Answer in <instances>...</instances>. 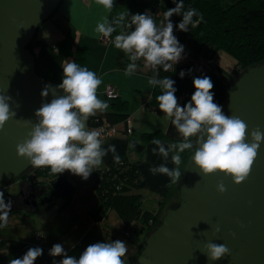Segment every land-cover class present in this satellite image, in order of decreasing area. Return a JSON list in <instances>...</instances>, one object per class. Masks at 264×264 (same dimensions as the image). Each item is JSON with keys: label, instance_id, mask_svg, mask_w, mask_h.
<instances>
[{"label": "clouds", "instance_id": "9594fccd", "mask_svg": "<svg viewBox=\"0 0 264 264\" xmlns=\"http://www.w3.org/2000/svg\"><path fill=\"white\" fill-rule=\"evenodd\" d=\"M173 2L176 6L164 12V21L160 25H157L150 12L131 15L127 27L134 25V30L121 31L112 41L115 48L123 51L130 60L125 76L135 74L137 61L141 59L145 67L152 69L153 75L148 78V84L162 90L156 97L158 107L182 137L179 142L170 143L167 147L160 139L152 140L156 146L152 149L153 154H159L165 161L171 154V162L175 167L169 168L165 163L151 167L149 171L154 175L167 176L171 184L178 183L182 177L181 153L189 150L193 153L191 161L195 166L194 172L199 176L222 173L230 177L235 185H240L250 176L261 145L264 144V131L257 126L249 132L248 124L239 116L225 115L222 107L214 102V93L211 91L214 85L209 77L193 79L195 91L183 107L175 95V81L169 77L159 78L161 68L165 72L173 71L174 65L184 58V46L173 34L174 25L170 18L173 15L182 16L177 27L185 32L189 31V25L195 27L203 21V15L195 8L183 10V0ZM95 3L103 5L108 12L114 7V0H95ZM126 15L129 16L128 13H120L111 21L107 16L102 17L94 29L96 37H111L117 27L124 25ZM194 17L198 19L194 20ZM62 68V83L58 87L45 85L41 92L42 97H47L51 92L53 99L50 103H42L35 111L37 122L23 121V126H30V131L17 143L16 154L28 160L33 168H49L51 174L57 175L67 170L87 180L102 166L103 158L109 152L113 154L115 163H121L115 145H109L107 149L102 147L101 130L87 127L90 117L104 113L110 105L97 97V89L102 81L94 71L69 60H64ZM184 75L185 72L181 71V78ZM60 90L63 95L59 94ZM6 91L0 90V131L16 116L12 97L4 94ZM18 107L19 104H16ZM17 123L22 121L17 120ZM216 189L221 194L227 190L222 181L216 185ZM10 210L11 201L5 203L4 193L0 191V228L7 226ZM240 227L244 225L240 224ZM220 231L217 224L214 232ZM231 235L235 238V233ZM127 252L126 243L116 240L88 245L79 259L68 255L59 243L51 247L49 255L63 256L58 264H125L122 258ZM202 252L209 261H217L232 254L226 244L214 242L206 243ZM42 254V248L30 247L22 258L11 259L9 264H34ZM53 264L57 262L54 260Z\"/></svg>", "mask_w": 264, "mask_h": 264}, {"label": "water", "instance_id": "95a60500", "mask_svg": "<svg viewBox=\"0 0 264 264\" xmlns=\"http://www.w3.org/2000/svg\"><path fill=\"white\" fill-rule=\"evenodd\" d=\"M66 1L70 0H0V90H7L4 94L12 97L16 112L15 119L0 131V183L20 181L32 169L28 160L16 154L17 143L30 131L23 121L36 123L35 111L53 99L51 92L41 96L45 85L60 84L38 73L32 45L38 28ZM59 94L64 93L60 90ZM217 104L225 115L243 119L249 132L257 126L264 131V61L242 72ZM133 143L138 152L143 150L135 140ZM191 156L182 170L180 202L167 210L161 225L141 246L139 256L128 264H264V144L250 176L240 185L222 173L199 176ZM221 181L227 189L223 194L216 189ZM23 185L14 199L21 206L38 209L37 194L27 197ZM47 188L57 190L65 200L74 194L63 176ZM217 224L219 233L214 232ZM208 242L226 244L231 256L209 261L202 252Z\"/></svg>", "mask_w": 264, "mask_h": 264}, {"label": "crops", "instance_id": "0c3cea01", "mask_svg": "<svg viewBox=\"0 0 264 264\" xmlns=\"http://www.w3.org/2000/svg\"><path fill=\"white\" fill-rule=\"evenodd\" d=\"M59 8L58 14L38 28L32 45L38 73L50 81L62 83L64 60L75 61L81 67H87L94 71L101 79L102 82L97 89L98 99L108 103L105 91L111 85L117 89L120 98L129 102L128 119L131 120L134 134L126 136L122 132L109 140H104L102 147L107 149L109 145H115L118 155H126L131 163H137L139 188L135 193L140 194L141 200H143V210L153 212L155 217L161 219L167 210L176 206L180 200V186L184 179L182 176L178 183L171 184L167 176L154 175L149 171L151 167L160 164L166 163L169 168H173L175 165L171 162V154L168 161H165L159 154H153L152 149L156 146L152 143H145L144 135L161 132L164 136L161 141L166 147L168 144L179 142L182 139L171 122L164 118V114L158 107L156 97L161 94L162 90L158 86L153 88L148 84V78L152 75L149 68L145 67L143 59L137 61L136 72L131 76H125V69L116 66L119 49L115 48L112 41L115 35L125 31V22L123 26L117 27L116 32L107 41H104V38L96 37L94 29L97 22L105 16L109 21L115 18L116 0H114V7L110 12L106 11L103 5H97L95 0H70L62 3ZM184 53L186 59L189 54L186 51ZM222 54L226 53H218L213 58L211 65L197 63L194 69L191 67V61H184V65L190 66L192 71L185 73L184 76L189 77L190 74H193L194 78L204 77L208 72L207 69L210 68V71H213L212 73H215L222 81L221 77L230 76L237 66L236 60L226 54L230 59H233V62L227 60L225 56L222 57ZM126 59L129 60L127 55ZM180 67L182 66L174 65V69ZM217 69L223 70L224 74H219ZM174 87L177 89L175 95L178 102L183 107L191 100L195 91L194 85L175 81ZM108 113H110V108L93 117L105 119ZM88 126L89 122L87 121ZM134 140L143 146L141 152L137 151L133 143ZM112 159L113 154L109 152L103 158L101 167L111 162ZM69 179L72 185L76 184L73 177L69 176ZM29 183L21 179L8 186V191L12 187V192L10 190L9 194L7 191L4 200L5 203L11 201V210L7 226L0 228V264H9L11 259L22 258L30 247L43 249V254L34 261V264H53L54 260L58 264L64 257L49 255L51 247L57 243L64 247L68 255L79 259L80 254L88 245L114 242L118 240L115 236V229L125 228V224L115 210L108 211L100 222L93 219L90 211L98 204V199L95 196H91L86 201H73L68 204H57L54 201V205H40L36 210L32 206H21L14 196L18 194L22 184H24L22 186L24 193L29 192L26 194L28 197L34 193L35 187L42 191L43 188H47L51 184V181L40 178L37 183L34 181ZM73 190L75 194L77 190L75 185ZM40 198L38 197V202ZM37 234L42 235V242L36 239ZM130 235L127 236L131 237ZM138 235L140 238L133 244L134 247L142 249L141 246L145 240L142 237H146V234L144 232ZM12 240L26 243L29 247L24 251L17 250L12 246ZM126 258L127 254L124 258L125 264L128 263Z\"/></svg>", "mask_w": 264, "mask_h": 264}, {"label": "trees", "instance_id": "16d2710c", "mask_svg": "<svg viewBox=\"0 0 264 264\" xmlns=\"http://www.w3.org/2000/svg\"><path fill=\"white\" fill-rule=\"evenodd\" d=\"M124 4L129 5L128 12H126L129 16L125 22L124 32L134 30V25L131 28L127 27L130 24L131 15L144 14L145 10L148 9L157 25H160L164 21V12L176 6L173 0H116V5ZM183 4L184 11L195 8L198 13L203 15V21L195 27L189 25L187 32L180 31L177 27L182 21V16L173 15L170 18L174 25V32L189 54L188 56L193 58L202 56L212 61L218 53L224 52L237 62L234 73L229 76L230 81H232L230 85L222 82L215 73L207 76L214 85L211 90L215 94L214 102L218 103L242 72L264 61V0H183ZM195 19L198 17H194ZM128 63L130 61L126 59V54L119 50L116 66L126 69ZM189 69H191L190 66H182L173 71H161L159 78L169 77L175 81L193 84V74L183 78L180 76L181 71L189 73ZM217 70L219 74H224L223 70ZM108 104L110 105V113L106 115L105 119L90 117L88 119L89 125L96 124V120L120 124L129 117V102L127 100L122 98L110 100ZM154 138L162 140L164 136L161 132L143 136L145 143H152ZM192 154L189 150L181 153L182 168L185 167ZM119 156L121 163L117 164L112 159L111 162L95 172V191L98 195V204L91 209L90 214L95 221L100 222L108 211L115 210L125 224L126 234L131 230H134L136 235L145 232L146 240L150 233L161 225L162 218L159 219L155 217L153 212L143 210V200H141L140 194L135 193L139 188L137 163H131L126 155ZM103 169L109 170L106 177L102 176ZM32 172L35 173L37 179H48L51 183L59 177H64L65 174V172L59 175L51 174L49 168L37 169L32 167L23 179L29 177ZM121 182H124V188L117 191L116 187ZM0 185L8 184L0 183ZM59 195L57 190L48 188L40 198L39 205L48 204L52 206ZM70 201V199L66 200V204ZM11 244L20 251L27 250L29 247L28 244L15 240H12ZM124 258L122 259L125 260Z\"/></svg>", "mask_w": 264, "mask_h": 264}, {"label": "rangeland", "instance_id": "374dc122", "mask_svg": "<svg viewBox=\"0 0 264 264\" xmlns=\"http://www.w3.org/2000/svg\"><path fill=\"white\" fill-rule=\"evenodd\" d=\"M128 8H129V5H117V11L115 13V17L122 13H126L128 12ZM122 11V12H120ZM127 20V15H126V18H125V22ZM186 55V54H185ZM225 56V58H227V60H233V59H230L226 54H222V57ZM188 58V57H187ZM187 58L185 59H182L179 63H177V65L179 66H185L184 65V61H187ZM191 67L192 69L195 68V64H197L196 62H193L191 61ZM233 62V61H232ZM183 64V65H182ZM207 73H205L206 76H209L212 74V72L210 71V68L207 69ZM210 71V72H209ZM202 77V76H201ZM222 79V82H225L227 85H230L232 81H230L229 79V76L228 77H221ZM96 172V171H94ZM94 172L90 175V177L87 179V180H83L81 177L79 176H76V175H73L72 173H70L69 171H65V174H64V177L71 183L70 179H69V176L70 177H73V179L76 181V184H73L71 183L72 187H74L75 185V188H77L76 190V193L73 195V197L70 198V202H79V201H86L88 200L89 198L92 197H97L98 199V196H97V191H95V180H94ZM15 182H11L9 185H13ZM8 185V186H9ZM10 190L12 192V187H10ZM10 190L8 191V193L10 194ZM180 202V200L178 201V203ZM55 203L59 204H66V200L64 198H62L60 195L56 197L55 199ZM177 203V204H178ZM154 205V203H153ZM143 208H144V203L142 204ZM155 207V205H154ZM152 208V207H151ZM131 235V237H128L126 236V230L125 228H116L115 229V236L117 237L118 240L120 241H123L126 243V245L128 246V252H127V260L128 262L130 260H133V259H136L137 256H139V253L141 251V249H138V247H134V244L133 242H137V239L140 238V236L136 235V232L134 230H131V231H128ZM142 238H146V237H142ZM128 264V263H127Z\"/></svg>", "mask_w": 264, "mask_h": 264}, {"label": "built area", "instance_id": "2783aa9c", "mask_svg": "<svg viewBox=\"0 0 264 264\" xmlns=\"http://www.w3.org/2000/svg\"><path fill=\"white\" fill-rule=\"evenodd\" d=\"M146 12H150V10H145V13ZM173 34L176 36L175 32H173ZM177 37V36H176ZM178 39V37H177ZM107 41L108 38H104V41ZM54 49H56V47L54 46ZM185 54V53H184ZM183 54V56H184ZM142 60V59H141ZM188 62L189 61H193V62H196L198 64H203V65H211L213 61H209L205 58H203L202 56H200V58H193V57H189L187 58ZM161 71H164L163 68H161L159 70V75H160V72ZM149 72L151 73V75H153V71L151 68H149ZM113 97V98H110V95ZM105 98L107 99V101H112V100H118L120 99V95L117 91V89L114 87V86H111L109 85V87L106 89L105 91ZM96 124H92V125H89L88 128L91 130V129H98V130H101V140L104 141V140H109L119 134H121L122 132L126 135V136H131L134 134L133 132V126H132V123H131V120H129L128 118L120 123V124H116V123H112L111 121H106V120H103V121H98L96 120L95 121ZM108 169H103L102 170V176L103 177H106L108 175ZM29 178L31 180H33L34 182L37 183V181H39V179H37L35 177V173L32 172V174L29 176ZM117 191H121L122 188H124V182H121L120 184L117 185L116 187ZM0 191H2L4 193V198L6 196V193L8 191V185H0ZM127 235H130V233H127ZM36 239L40 242L43 241L42 239V235L41 234H37L36 236Z\"/></svg>", "mask_w": 264, "mask_h": 264}, {"label": "flooded vegetation", "instance_id": "af4514ba", "mask_svg": "<svg viewBox=\"0 0 264 264\" xmlns=\"http://www.w3.org/2000/svg\"><path fill=\"white\" fill-rule=\"evenodd\" d=\"M23 180H25V181H28V183L29 182H33V180H31L29 177H27V178H24ZM29 185H30V183H29ZM44 187V186H43ZM42 189V188H41ZM46 190H48V188H43V190L41 191L40 190V188H35V189H33V191H34V193H36L37 194V197H42L43 196V194L46 192ZM32 191V192H33ZM26 194H29V192H27ZM29 197V196H28Z\"/></svg>", "mask_w": 264, "mask_h": 264}]
</instances>
